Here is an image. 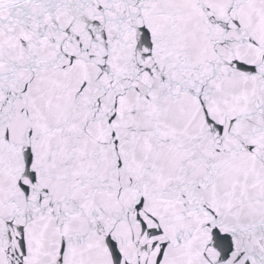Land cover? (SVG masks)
<instances>
[{"label": "snow or ice", "instance_id": "1", "mask_svg": "<svg viewBox=\"0 0 264 264\" xmlns=\"http://www.w3.org/2000/svg\"><path fill=\"white\" fill-rule=\"evenodd\" d=\"M0 264H264V0H0Z\"/></svg>", "mask_w": 264, "mask_h": 264}]
</instances>
